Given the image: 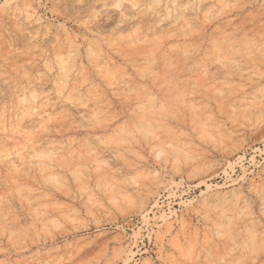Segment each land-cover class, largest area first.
<instances>
[{
  "label": "rangeland",
  "instance_id": "374dc122",
  "mask_svg": "<svg viewBox=\"0 0 264 264\" xmlns=\"http://www.w3.org/2000/svg\"><path fill=\"white\" fill-rule=\"evenodd\" d=\"M0 264H264V0H0Z\"/></svg>",
  "mask_w": 264,
  "mask_h": 264
}]
</instances>
